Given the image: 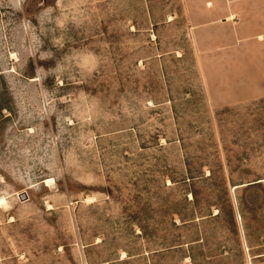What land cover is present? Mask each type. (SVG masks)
Wrapping results in <instances>:
<instances>
[{"label": "rangeland", "instance_id": "rangeland-1", "mask_svg": "<svg viewBox=\"0 0 264 264\" xmlns=\"http://www.w3.org/2000/svg\"><path fill=\"white\" fill-rule=\"evenodd\" d=\"M213 6L0 0V264H264L262 68Z\"/></svg>", "mask_w": 264, "mask_h": 264}, {"label": "crops", "instance_id": "crops-1", "mask_svg": "<svg viewBox=\"0 0 264 264\" xmlns=\"http://www.w3.org/2000/svg\"><path fill=\"white\" fill-rule=\"evenodd\" d=\"M205 4H214L206 9L205 17L221 19L231 34L228 40L231 50L253 51V63L248 66L262 68L250 76L248 83L258 96L264 95V0H200ZM212 7V6H211ZM203 15V10L200 12ZM226 42H222L224 45ZM218 44V43H217Z\"/></svg>", "mask_w": 264, "mask_h": 264}, {"label": "water", "instance_id": "water-1", "mask_svg": "<svg viewBox=\"0 0 264 264\" xmlns=\"http://www.w3.org/2000/svg\"><path fill=\"white\" fill-rule=\"evenodd\" d=\"M259 182H262V181H259ZM252 184V183H251Z\"/></svg>", "mask_w": 264, "mask_h": 264}]
</instances>
